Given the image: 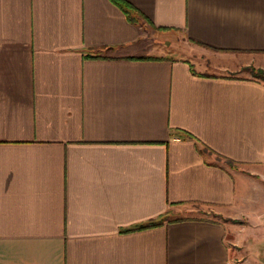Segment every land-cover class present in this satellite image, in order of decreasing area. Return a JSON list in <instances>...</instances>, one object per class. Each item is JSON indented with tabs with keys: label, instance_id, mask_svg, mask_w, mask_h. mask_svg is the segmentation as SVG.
<instances>
[{
	"label": "crops",
	"instance_id": "crops-1",
	"mask_svg": "<svg viewBox=\"0 0 264 264\" xmlns=\"http://www.w3.org/2000/svg\"><path fill=\"white\" fill-rule=\"evenodd\" d=\"M202 48L264 69V0H0V264H264V80Z\"/></svg>",
	"mask_w": 264,
	"mask_h": 264
},
{
	"label": "rangeland",
	"instance_id": "rangeland-1",
	"mask_svg": "<svg viewBox=\"0 0 264 264\" xmlns=\"http://www.w3.org/2000/svg\"><path fill=\"white\" fill-rule=\"evenodd\" d=\"M173 53H181L185 56H190L192 62H194L193 65L204 72L254 76L256 74L255 71L258 69L253 65H236L235 67L227 66L229 62L226 57H224L226 54L209 48H202L201 50L193 52L180 50ZM262 239L263 240L258 243V248L260 249L261 258L264 260V238Z\"/></svg>",
	"mask_w": 264,
	"mask_h": 264
},
{
	"label": "trees",
	"instance_id": "trees-1",
	"mask_svg": "<svg viewBox=\"0 0 264 264\" xmlns=\"http://www.w3.org/2000/svg\"><path fill=\"white\" fill-rule=\"evenodd\" d=\"M116 2L118 1V0H115ZM121 4V3H120ZM123 7H124V9H126V12H128V14H130L131 15V13H134L133 14V17L131 16V18H134V17H136V13L133 11V7H131L128 3H126V5H127V7L128 8H125V5L124 4H121ZM132 10V11H131ZM255 75L254 76H256V77H259L260 79H263L264 80V69H262V68H258L257 69V71H255ZM187 135H191V134H189L188 132H185Z\"/></svg>",
	"mask_w": 264,
	"mask_h": 264
}]
</instances>
